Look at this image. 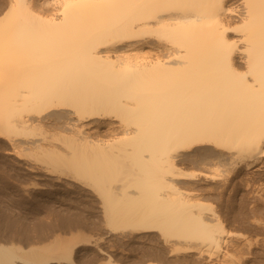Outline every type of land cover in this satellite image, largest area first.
I'll return each mask as SVG.
<instances>
[{
    "label": "bare ground",
    "instance_id": "6f19581e",
    "mask_svg": "<svg viewBox=\"0 0 264 264\" xmlns=\"http://www.w3.org/2000/svg\"><path fill=\"white\" fill-rule=\"evenodd\" d=\"M0 141L51 175L46 196L66 179L100 200L111 230L144 243L155 232L162 244L132 264L211 257L234 232L193 186L204 177L221 196L264 171V0H9ZM93 251L72 234L11 240L0 264H84Z\"/></svg>",
    "mask_w": 264,
    "mask_h": 264
},
{
    "label": "rangeland",
    "instance_id": "374dc122",
    "mask_svg": "<svg viewBox=\"0 0 264 264\" xmlns=\"http://www.w3.org/2000/svg\"><path fill=\"white\" fill-rule=\"evenodd\" d=\"M8 1L0 0V11L7 9ZM67 134L65 131L55 132V136L65 135L68 137ZM33 153L34 155L39 154ZM34 155L32 154V156ZM26 158L23 159V157H16L15 155L7 156L4 144L0 141V242L12 240L27 245L45 242L54 235L82 236L89 240L90 247L96 251L90 255L86 254L84 264H101L110 254L122 264H132L136 254H140L142 247L147 246L148 242L162 244V240L155 232L148 233L147 238L149 237L148 240L150 239V241L144 243L136 240L128 232L125 235V231L111 230L105 225L103 213L99 207L100 200L94 194L83 192L80 186L77 188V184L72 185L74 186L72 187L68 180L64 182L66 179L56 183L61 188L65 185V188L50 190V195L46 196L43 193L54 186L50 179L51 175L47 174L35 162L36 167H38H34L33 171L27 169L26 171L24 168L29 166L25 165L29 161ZM30 162L27 164H33L32 161ZM19 164L21 165L18 166ZM188 168L198 170L200 167L192 164ZM261 176L250 179L242 175L235 176L236 178L234 177L230 181L231 184L228 185L229 182L225 186V192H223L224 189L222 190L221 196L213 194L209 190L212 182L200 177L198 186L193 187H196L195 190L202 196L210 194L206 197H209V201L214 204V209L221 214L225 227L234 233L226 236L227 247L224 243L222 249L211 254L212 256L209 258L206 255L197 256L198 254L195 252L184 254L183 261L186 262L185 264H264V171ZM6 194V198L9 196V200H13V198L14 200L12 202L10 200L8 203L9 200L7 199V203L4 202L6 199L4 195ZM19 202L22 206L21 204L20 207L15 206ZM28 202L30 205L24 207ZM252 203H255V207ZM68 217L73 218L79 224L75 225ZM64 218L66 219L64 220ZM59 219H63V223L68 222L69 219L68 225H64ZM122 235L124 236L121 237ZM127 235H130V238ZM98 248L109 254L99 253L96 250ZM138 264L155 263L143 260Z\"/></svg>",
    "mask_w": 264,
    "mask_h": 264
}]
</instances>
